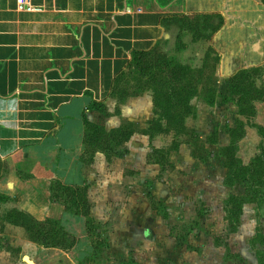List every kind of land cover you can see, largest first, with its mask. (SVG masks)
<instances>
[{
	"label": "crops",
	"instance_id": "obj_1",
	"mask_svg": "<svg viewBox=\"0 0 264 264\" xmlns=\"http://www.w3.org/2000/svg\"><path fill=\"white\" fill-rule=\"evenodd\" d=\"M223 7L217 5L216 0H0V157L7 164L6 174L0 178V192L12 198V208L24 210L41 221L47 218L60 221L64 229L77 238L75 246L69 250L85 254L86 259L95 256L87 217L53 201L52 184L60 180L62 184L86 186L89 197L93 189L87 172L88 168L91 169L89 165L102 171L107 166L108 157L105 151L100 150L93 156V162L89 164L86 161L88 124L100 125L111 131L120 127V118L106 112L113 113L119 105L113 89L117 77L129 70L134 52H159L160 46L175 44L181 37L183 49L170 56L194 69H201L202 66H197L190 57L201 45L200 39L194 41L174 17H189L194 12L221 15L215 12L219 11L230 24L228 8ZM166 20L173 22L170 27L164 24ZM225 33V29H221L214 40ZM254 40L246 38L245 44H240L233 53L224 54L221 69L210 82L211 87L217 88L218 97L213 105L205 102L209 112L225 109L224 118L231 112L234 121L240 117L247 122V118L239 113L237 98L236 101L225 102L221 96L229 95L230 82L227 79L229 70L234 71V64L228 59L241 50L247 52L243 54L247 56L253 52L255 58L261 54L260 46L253 49L251 41ZM246 46L249 48L247 51L244 49ZM259 64L258 61L252 62L244 67H262ZM260 83L264 84V75ZM219 84L223 87L219 88ZM151 95L122 105L123 116L137 131L126 141L129 149L126 156L116 157L112 163L123 162V166L134 169L137 166H133L132 156L137 151L152 148L171 150L169 148L173 144L169 147L156 144L160 137L172 131L158 133L154 137L142 131L157 119ZM198 99L199 96L192 100L196 114L186 118V125L195 138L202 139L208 135L216 138L204 145L207 155L203 158L195 152L187 134H182L178 148L169 153V162L173 169H177L178 163L173 162L172 156L184 153L194 163L207 168L216 165V160L222 164V186L228 191L224 212L228 220L229 197L244 194L241 184L229 186L225 182L229 169L221 151L231 144L229 125L214 114L202 116L203 107L196 104ZM99 103L105 104V113L94 107ZM256 106L254 121L264 127V102H257ZM205 123H208L207 127ZM246 129L237 155L247 165L260 153L259 147L261 143L264 145V141L256 128L247 125ZM154 164L162 167L160 162ZM248 206L253 204H244L241 224L233 234L242 228ZM90 216L98 222L93 214ZM8 226L26 231L21 226L6 224L5 230L1 231L3 234H6ZM41 248L45 251L60 250L69 257L67 250L45 248L35 243L37 251ZM256 262L260 264L257 257ZM0 263L13 264L7 259L0 260Z\"/></svg>",
	"mask_w": 264,
	"mask_h": 264
},
{
	"label": "rangeland",
	"instance_id": "obj_2",
	"mask_svg": "<svg viewBox=\"0 0 264 264\" xmlns=\"http://www.w3.org/2000/svg\"><path fill=\"white\" fill-rule=\"evenodd\" d=\"M216 2L217 5L228 8L230 24L224 20L225 24L216 29L221 22L220 16L211 19L196 18L199 12H194L189 17L196 18V24L191 25L195 32L190 26L179 25L183 31L191 34L194 41L200 39L201 43L190 56L197 66H202L201 69H196L202 70L204 74L199 81H205L207 84V89L203 90L201 82V92L196 104L203 107L202 116L210 117L214 114L221 118V122L226 121L230 128L240 117L234 121V116L228 112L224 118L225 109H218L215 113L208 111L205 102L217 94V88L213 86L214 90H211L209 83L221 69L224 54L233 53L240 44H245L246 38L256 39L251 43L253 49L260 46L261 54L255 58L253 52L247 56L243 55L247 52L237 51L234 57L228 59L234 64V71L232 73L229 70L227 82H230L234 72L245 68V64L258 61L264 70V3L262 0ZM215 12L226 18L223 13ZM209 22L213 24L214 29L209 28ZM253 22L258 25L253 26ZM172 23L170 20L164 21L167 27ZM223 28L226 33L215 41V36ZM175 44L160 46L158 51L172 57L171 53H176L184 47L181 37ZM244 49L247 51L249 48L246 46ZM136 78H139V73L134 72L123 77L116 85L113 95L119 105L113 113L106 112L104 103L94 106L109 116L120 118V129H115L121 130L119 133L127 134L132 129L129 119L123 116L122 105L153 95V92L146 88L140 89ZM222 85L219 84V88L223 87ZM217 122L219 123V120ZM207 124L204 126L207 127ZM89 133L91 138L87 144L86 161L89 164L93 162V156L100 150L105 151L108 157L107 166L104 170L101 169L102 171H99L98 167L94 168L92 164L89 165L91 169L88 168L87 172L91 176L90 187L93 186L89 197L86 186H71L68 183L63 185L60 180L55 184L58 189L63 185L61 189L65 190V196L70 193L65 187L82 189L83 192L79 193L82 198L87 199L88 206L81 204L80 208L83 211L90 210L98 221L89 231L95 256L86 259L85 254L81 255L75 249L67 250L69 257L60 250L45 251L41 248L37 251L35 243L29 239L26 231L8 226L6 234H3L1 231L6 227L1 229L0 226V260H12L13 264H257L256 250H264V204L248 206L242 228L233 234V225L230 227L224 212V200L228 191L222 186L223 165H219L217 160L213 162L216 165L207 168L194 163L186 154L184 156V153L173 152L172 160L178 163L177 169H173L169 162V153L175 150V144L179 146L178 140L183 135L172 131L160 137L156 144L168 147L173 144L169 152H157L155 148L137 151L132 156L133 166L137 167L131 169L123 166V162L112 163L114 158H123L129 152L125 141L121 145V142L117 145L114 141L116 133L111 130L105 132L102 128L94 126H89ZM188 135L187 138L195 147V152L205 158L207 154L204 145L207 141L213 142L216 137L208 135L201 139L193 138L192 133ZM223 150L224 148L221 155L225 157ZM155 162H160L162 167L154 164ZM225 163L227 165V158ZM138 167L141 168L140 171L137 170ZM1 208L5 210L12 206L9 203ZM228 208L230 207L227 205V210Z\"/></svg>",
	"mask_w": 264,
	"mask_h": 264
},
{
	"label": "trees",
	"instance_id": "obj_3",
	"mask_svg": "<svg viewBox=\"0 0 264 264\" xmlns=\"http://www.w3.org/2000/svg\"><path fill=\"white\" fill-rule=\"evenodd\" d=\"M264 3V0H262ZM216 16L221 17V22L216 27L219 29L224 24V19L219 14L214 13H200L198 17H205L208 19ZM180 22L182 26L189 27L193 32L194 28L191 25L196 24V18L191 19L188 16L174 17ZM209 28H213V24L209 22ZM214 29V28H213ZM200 38V37H199ZM139 73V88H146L153 92L154 111L157 119L150 123L148 129L142 130L146 134L154 137L158 133H165L168 131L178 132L179 134L192 133L186 125V118L196 114V108L192 104V100L199 96L202 89H207L205 81L202 80L204 74L202 70H196L189 65L183 64L174 57L165 56L155 50L134 52L133 58L129 64V70L120 74L116 79L118 82L127 75L132 73ZM264 70L261 66L244 68L236 72L230 80L229 95H222L223 101H236L239 107V113L247 118V122L242 119H237L236 124L229 128L231 136V144L224 148L223 152L227 158V167L229 173L226 178V184L234 186L241 184L244 188L243 195H231L228 201V221L232 232H237L241 224V215L243 214V207L245 203H252L255 205L264 204V145H260V153L255 155L249 164H244L242 159L237 155L239 150V142L246 135L247 125L256 128L259 135L264 141V127L254 121L257 115V102H264V84L260 81L263 79ZM144 78L146 79L144 81ZM210 85V83H209ZM113 89V94L114 90ZM211 90H214L211 87ZM218 95H212L207 101L208 104L213 105ZM89 126L95 128H102L105 132L107 129L103 126L93 123L88 124L87 140L89 143L91 138L89 133ZM132 129L127 133H119L121 130H112L116 133L113 137L117 145H120L129 140L130 137L137 131L133 125ZM120 129V128H119ZM193 138H195L193 136ZM178 147L175 144V149ZM164 153L165 150H156ZM7 172V164L0 157V178ZM56 183V182H55ZM53 183L51 187L52 200L58 201L66 206V208L76 214H83L87 217V224L89 231L92 230L95 220L90 216V210L83 211L81 204L88 206L87 199L82 198L79 192L82 189H74L72 187H65L70 191L68 196H65V190H62L63 185L58 189ZM60 183V182H59ZM12 198L0 192V226L4 229L6 224H13L23 227L29 239L45 248H61L69 250L76 244V237L67 232L62 226L61 222L51 218L44 221L36 219L30 213L21 210L17 207L2 210V206L11 203ZM76 205V206H75ZM256 257L260 264H264V250H256Z\"/></svg>",
	"mask_w": 264,
	"mask_h": 264
}]
</instances>
